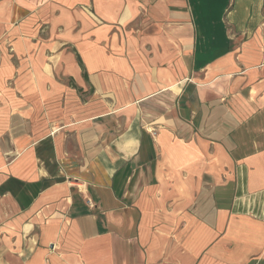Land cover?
Wrapping results in <instances>:
<instances>
[{"label": "crops", "instance_id": "crops-1", "mask_svg": "<svg viewBox=\"0 0 264 264\" xmlns=\"http://www.w3.org/2000/svg\"><path fill=\"white\" fill-rule=\"evenodd\" d=\"M0 264H264V0H0Z\"/></svg>", "mask_w": 264, "mask_h": 264}]
</instances>
